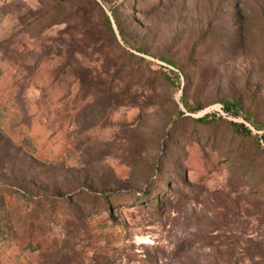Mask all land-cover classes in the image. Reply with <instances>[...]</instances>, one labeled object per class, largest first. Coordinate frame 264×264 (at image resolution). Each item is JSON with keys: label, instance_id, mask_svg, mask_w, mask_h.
<instances>
[{"label": "rangeland", "instance_id": "374dc122", "mask_svg": "<svg viewBox=\"0 0 264 264\" xmlns=\"http://www.w3.org/2000/svg\"><path fill=\"white\" fill-rule=\"evenodd\" d=\"M263 135L264 0H0V264H264Z\"/></svg>", "mask_w": 264, "mask_h": 264}, {"label": "trees", "instance_id": "16d2710c", "mask_svg": "<svg viewBox=\"0 0 264 264\" xmlns=\"http://www.w3.org/2000/svg\"><path fill=\"white\" fill-rule=\"evenodd\" d=\"M111 14H112V18L115 24H118V20H117V16L115 14L114 10H110ZM106 20L108 23V28L110 30V32L112 33V35L114 36V30H113V25L112 22L110 20L109 16H106ZM161 74V78L162 80H164L167 83H172L173 84V80H178L179 81V75L176 73H172V72H166V71H162L160 72ZM186 110L191 113L194 114L196 112L201 111V108H196V109H192L188 104H184ZM224 105V111L227 115H230L234 118L240 117L241 116V111L240 108L233 103H229L226 102L223 104ZM216 120V116H211V115H206L200 119H198L199 123H209L210 121H215ZM221 120V119H218ZM246 121L251 124L252 126H254L255 128H258L259 130L262 129V127L257 126L253 120L251 118H246ZM229 126L232 129L233 133L236 134L238 137L244 138V139H256L252 133V131L243 123H238V122H234L231 121L229 122ZM260 141H262L263 145H264V135L261 137V140H257V142L259 143ZM154 185H150L147 187L145 194L147 197L151 196L154 192L153 189ZM104 199L107 200L108 205H110L108 197H104ZM159 205H161V201H159Z\"/></svg>", "mask_w": 264, "mask_h": 264}]
</instances>
